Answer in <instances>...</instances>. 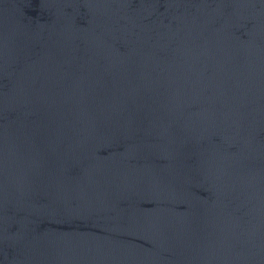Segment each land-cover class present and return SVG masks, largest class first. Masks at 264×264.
Here are the masks:
<instances>
[{"label": "water", "instance_id": "1", "mask_svg": "<svg viewBox=\"0 0 264 264\" xmlns=\"http://www.w3.org/2000/svg\"><path fill=\"white\" fill-rule=\"evenodd\" d=\"M123 264H264V0H137Z\"/></svg>", "mask_w": 264, "mask_h": 264}]
</instances>
